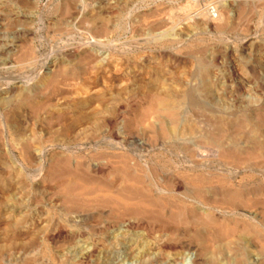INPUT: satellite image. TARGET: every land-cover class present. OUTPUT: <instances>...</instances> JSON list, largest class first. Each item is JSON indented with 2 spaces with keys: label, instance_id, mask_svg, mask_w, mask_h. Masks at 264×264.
I'll list each match as a JSON object with an SVG mask.
<instances>
[{
  "label": "rangeland",
  "instance_id": "obj_1",
  "mask_svg": "<svg viewBox=\"0 0 264 264\" xmlns=\"http://www.w3.org/2000/svg\"><path fill=\"white\" fill-rule=\"evenodd\" d=\"M214 3L0 0V264H264V0Z\"/></svg>",
  "mask_w": 264,
  "mask_h": 264
},
{
  "label": "built area",
  "instance_id": "obj_2",
  "mask_svg": "<svg viewBox=\"0 0 264 264\" xmlns=\"http://www.w3.org/2000/svg\"><path fill=\"white\" fill-rule=\"evenodd\" d=\"M194 1L199 2L200 0H194ZM202 1L208 2L207 8H209L211 12L216 10L215 3H214L215 0H202Z\"/></svg>",
  "mask_w": 264,
  "mask_h": 264
},
{
  "label": "bare ground",
  "instance_id": "obj_3",
  "mask_svg": "<svg viewBox=\"0 0 264 264\" xmlns=\"http://www.w3.org/2000/svg\"><path fill=\"white\" fill-rule=\"evenodd\" d=\"M248 135V134H247ZM139 168V167H138ZM98 170H100V167L97 168ZM133 178V177H132ZM135 182V181H134ZM127 183V182H126ZM148 183V182H147ZM196 183V182H195ZM128 190V189H127ZM134 191V190H133ZM105 192V191H104ZM111 197V196H110ZM141 198V197H140ZM110 200V199H109ZM217 201V200H216ZM223 201V200H222ZM124 202V201H123ZM234 202V201H233ZM217 203V202H216ZM235 203V202H234ZM144 204V203H143ZM236 205V204H235ZM230 207V206H229ZM135 208V207H134ZM166 245V244H165Z\"/></svg>",
  "mask_w": 264,
  "mask_h": 264
}]
</instances>
